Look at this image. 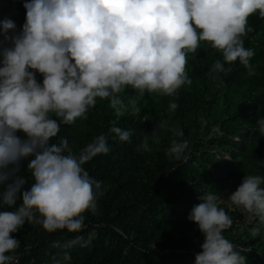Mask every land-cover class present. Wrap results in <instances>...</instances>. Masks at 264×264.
<instances>
[{"label":"clouds","instance_id":"9594fccd","mask_svg":"<svg viewBox=\"0 0 264 264\" xmlns=\"http://www.w3.org/2000/svg\"><path fill=\"white\" fill-rule=\"evenodd\" d=\"M24 8L26 19L19 32L12 20L0 21V208L12 209L0 210V264L13 261L6 253L14 252L20 241L11 234L25 222L48 232L76 233L84 228L82 214L97 211L102 184L83 165L109 152L107 136H96L76 154L67 139L50 143L61 125L86 118L97 98L110 100L122 114L127 109L120 94L128 87L140 96H172L191 85L187 56L201 42L223 58L213 71L239 61L254 75L250 61L255 51L244 46L242 37L251 30V15L264 17V0H26ZM128 103L133 112L139 111L137 99ZM169 107L174 111L179 105L172 102ZM257 125L264 136V118ZM108 131L121 142L132 136L115 123ZM175 135L182 137L183 132L175 130ZM187 148V140H173L166 155L186 160ZM140 149L151 151L147 137ZM29 157L33 183L24 190L28 182L20 175L21 162ZM262 185L264 177L245 175L228 197L242 214L257 218L253 236L264 226ZM18 199L22 202L17 207ZM199 200L188 215L204 237L195 264H246L241 255L246 249L237 251L223 235L233 220L220 207V197L209 192ZM69 259L64 253L63 260ZM52 264L62 261L53 257Z\"/></svg>","mask_w":264,"mask_h":264},{"label":"trees","instance_id":"16d2710c","mask_svg":"<svg viewBox=\"0 0 264 264\" xmlns=\"http://www.w3.org/2000/svg\"><path fill=\"white\" fill-rule=\"evenodd\" d=\"M25 2L0 0V21L12 20L15 32L25 23ZM248 27L251 30L242 39L246 48L255 51L250 61L254 75L239 61L224 64L222 72L213 71L214 63H223V58L209 43L201 42L187 56L191 85H183L172 96L147 92L140 96L128 87L120 94L127 109L122 114L116 113L110 100L97 98L86 118L61 125L50 143L67 139L76 154L96 136H107L109 152L83 165L101 182L103 195L97 197L95 214L90 210L82 214L80 232H48L40 224L25 222L11 234L20 241L11 252L20 263L52 264L55 257L62 264H195L204 237L188 215L199 197L211 192L220 197V207L233 220L225 238L237 251L246 249L241 252L246 264H264V226L253 236L257 218L242 214L228 199L245 175L264 177V136L257 125L264 118V17L258 12L251 15ZM36 79L42 83L43 77L36 73ZM133 98L137 112L128 103ZM172 102L179 105L174 111L169 107ZM113 123L132 132L128 142L109 133ZM175 130L183 136H176ZM145 137L151 151L138 150ZM173 140L188 141L186 160L166 155ZM30 159L21 162L20 175L28 182L24 190L33 183L27 169ZM21 202L18 199L16 206ZM78 236L82 238L78 243L65 247ZM57 242L59 246H54ZM64 253L69 260H63Z\"/></svg>","mask_w":264,"mask_h":264},{"label":"built area","instance_id":"2783aa9c","mask_svg":"<svg viewBox=\"0 0 264 264\" xmlns=\"http://www.w3.org/2000/svg\"><path fill=\"white\" fill-rule=\"evenodd\" d=\"M13 257V261L11 262V264H30V263H20L17 256L14 253L10 254Z\"/></svg>","mask_w":264,"mask_h":264}]
</instances>
